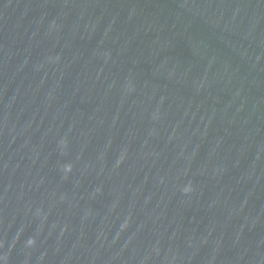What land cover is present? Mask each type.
<instances>
[{
    "label": "water",
    "instance_id": "95a60500",
    "mask_svg": "<svg viewBox=\"0 0 264 264\" xmlns=\"http://www.w3.org/2000/svg\"><path fill=\"white\" fill-rule=\"evenodd\" d=\"M0 264H264V0H0Z\"/></svg>",
    "mask_w": 264,
    "mask_h": 264
}]
</instances>
